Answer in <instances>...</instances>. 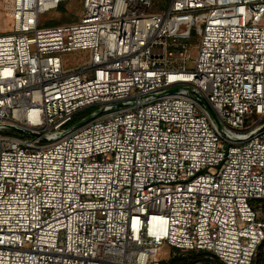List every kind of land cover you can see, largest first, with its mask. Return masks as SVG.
Returning a JSON list of instances; mask_svg holds the SVG:
<instances>
[{
	"label": "built area",
	"instance_id": "obj_1",
	"mask_svg": "<svg viewBox=\"0 0 264 264\" xmlns=\"http://www.w3.org/2000/svg\"><path fill=\"white\" fill-rule=\"evenodd\" d=\"M69 1L0 0V264H264V0Z\"/></svg>",
	"mask_w": 264,
	"mask_h": 264
},
{
	"label": "rangeland",
	"instance_id": "obj_2",
	"mask_svg": "<svg viewBox=\"0 0 264 264\" xmlns=\"http://www.w3.org/2000/svg\"><path fill=\"white\" fill-rule=\"evenodd\" d=\"M2 7L0 5V34H4L11 31V23L4 19ZM80 16V1L79 0H71L66 4L62 5L61 10L51 11L45 13L40 17L41 25H60L65 23L76 22ZM194 53L192 54V59L194 58ZM63 70H74L87 62L88 53L83 51H73L68 53H62L59 55ZM187 68L190 69L191 65L187 64ZM95 112L93 107H89L81 110L75 116L74 123L79 124L87 119H89ZM169 252V248L164 245L160 252L159 257L157 259H161L162 257H166ZM262 251H260L261 253Z\"/></svg>",
	"mask_w": 264,
	"mask_h": 264
},
{
	"label": "trees",
	"instance_id": "obj_3",
	"mask_svg": "<svg viewBox=\"0 0 264 264\" xmlns=\"http://www.w3.org/2000/svg\"><path fill=\"white\" fill-rule=\"evenodd\" d=\"M62 9V5L58 7V10ZM47 26V25H42ZM261 250L258 251L257 257H256V264L260 263L261 260ZM217 259L207 253V252H197V253H191L185 257H177L175 259H172L169 264H206L208 262H216Z\"/></svg>",
	"mask_w": 264,
	"mask_h": 264
}]
</instances>
